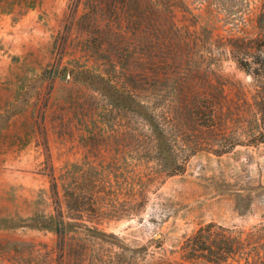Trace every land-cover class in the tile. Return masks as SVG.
Masks as SVG:
<instances>
[{
    "label": "rangeland",
    "instance_id": "374dc122",
    "mask_svg": "<svg viewBox=\"0 0 264 264\" xmlns=\"http://www.w3.org/2000/svg\"><path fill=\"white\" fill-rule=\"evenodd\" d=\"M263 12L264 0H0V264H264V77L231 53ZM190 99L207 108L187 122ZM158 121L180 172L158 161ZM209 223L226 261L186 247Z\"/></svg>",
    "mask_w": 264,
    "mask_h": 264
},
{
    "label": "trees",
    "instance_id": "16d2710c",
    "mask_svg": "<svg viewBox=\"0 0 264 264\" xmlns=\"http://www.w3.org/2000/svg\"><path fill=\"white\" fill-rule=\"evenodd\" d=\"M130 0H123L124 3H128ZM258 34L246 40L245 37L234 38V44H231V53L235 61L243 68L246 72L251 74L253 78L259 79L264 77V12L258 17ZM224 88H221V95H223ZM223 98L225 96L223 95ZM191 108L189 113L186 111L183 113L184 118L187 122L193 121L194 119H200L203 116L206 104H200L198 99H190L188 101ZM212 107L209 113L210 119L212 121L216 120L217 107ZM197 121V120H196ZM155 136L158 146V161L164 166V169L169 170L171 173H177L182 171L183 165L177 160L175 152H173V147L169 142V138L166 135V130L163 122L158 121L155 123ZM207 127L211 129V132L216 131V124H208ZM224 129V128H223ZM237 140H231L225 142V144L220 145V148H214L215 153L226 152L229 148L236 145ZM188 149V148H187ZM189 151V150H188ZM191 151H197L193 148ZM191 151L189 153H191ZM68 222H65L62 218V213L55 215V232L60 236L69 230ZM215 224L209 223L206 226L200 227L192 236L187 239L186 247H189V253L191 257L198 258L202 256L206 260H211L215 262L226 261V254L221 247V239L214 235L215 233L211 231V228ZM49 227V226H47ZM209 230V231H207ZM214 236V237H213ZM232 243L230 244V251L234 256L235 262H239L242 256L245 255L244 241L238 236L232 237ZM202 250V252H201ZM207 251V253L205 252Z\"/></svg>",
    "mask_w": 264,
    "mask_h": 264
},
{
    "label": "crops",
    "instance_id": "0c3cea01",
    "mask_svg": "<svg viewBox=\"0 0 264 264\" xmlns=\"http://www.w3.org/2000/svg\"><path fill=\"white\" fill-rule=\"evenodd\" d=\"M31 25L34 27V29H35L36 27L39 28L38 24H37L35 21H33ZM0 33H2V32H0ZM3 33L5 34L6 32H3ZM29 33L31 34V31H29ZM28 36H30V35H28ZM5 37H7V35H5ZM11 48L14 49L15 51H17L18 53H20V51L23 52L22 49L17 50L16 45H15V46L12 45ZM27 52H28V51H27ZM27 52L25 53V56H26ZM23 53H24V52H23Z\"/></svg>",
    "mask_w": 264,
    "mask_h": 264
}]
</instances>
